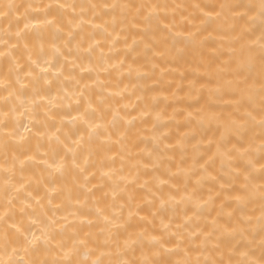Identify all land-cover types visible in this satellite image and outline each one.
<instances>
[{
    "label": "clouds",
    "instance_id": "clouds-1",
    "mask_svg": "<svg viewBox=\"0 0 264 264\" xmlns=\"http://www.w3.org/2000/svg\"><path fill=\"white\" fill-rule=\"evenodd\" d=\"M0 264H264V0H0Z\"/></svg>",
    "mask_w": 264,
    "mask_h": 264
}]
</instances>
